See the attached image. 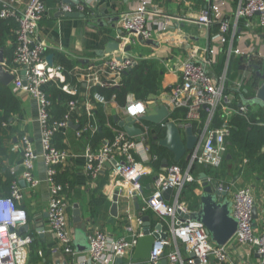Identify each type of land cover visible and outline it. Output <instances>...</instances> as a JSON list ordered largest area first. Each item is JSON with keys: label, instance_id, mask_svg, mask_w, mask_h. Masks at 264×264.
Listing matches in <instances>:
<instances>
[{"label": "built area", "instance_id": "2783aa9c", "mask_svg": "<svg viewBox=\"0 0 264 264\" xmlns=\"http://www.w3.org/2000/svg\"><path fill=\"white\" fill-rule=\"evenodd\" d=\"M97 1L78 0L77 4L61 2L57 9L63 15L82 14ZM137 3V6L119 16V50L87 68H75L76 74L74 70L73 72L78 82H84L93 88L119 87L124 75L140 59L132 55L131 51H126V48L132 49L141 39L149 40L154 33L167 30V17L154 7L151 0H137ZM229 5L236 6L234 24L226 16ZM0 6V17L15 20L18 24L13 63L11 66L3 63V68L14 76L13 92L26 93L36 101L41 128L40 152L36 151L27 135L14 149L23 151L20 181L24 180L32 190L40 186L41 180L35 175V166L38 158L42 157L46 171L44 181L49 190L47 231L56 241L51 249L53 256L71 257L73 264H84V261L88 264H118V259H122L123 264H132L125 261L132 258L139 239L143 237L144 214L152 211L160 222L161 230L154 229L151 233L156 232L160 236L166 234L167 237H159L155 241L146 264H160L163 256L168 264H196L197 261L199 264H211L212 260L226 264L229 262L230 245L251 247L264 263V229L259 232L253 226L255 199L252 188L243 187L232 191L226 183L217 185L210 177L207 179L210 184H216L215 188L220 192L232 191V216L238 221V229L227 246L216 245L202 223L184 220L179 214L182 212L190 215L195 212L180 200L187 185L202 181L200 175H194L195 168L202 166L218 170L223 166L229 149L228 140L232 137V119L237 115L248 114V105L239 102L235 106L233 94L242 89L245 79H240L237 88L228 93L229 64L235 55L264 59L257 51L260 33L252 31V27L256 25L257 29L264 32V0H212L201 12L200 24L208 28L216 25L218 31L210 36L208 47L194 46L189 51V56L179 67V81L171 88L163 103L170 114L184 111L185 123L178 125L183 128L193 127L198 137V144L186 162V167L173 164L163 168L153 183L151 194L146 195L144 179L151 174L146 164L150 161L146 143L150 132L148 125L143 127L144 134L139 142L121 129L112 141H106L98 149L89 147L85 150V172L91 181L99 179L107 169L106 165L115 161V165H112V183L115 194L118 193V206L124 205L126 214V234L121 238H115L97 226L90 230L88 261H82L78 257L79 253L74 246L68 214L67 190L70 185L60 183L56 178L57 167L68 163L72 155L67 150L57 149L54 139L57 133L70 127L78 101L71 100L67 104L68 112L60 120H55L50 96L43 90L45 85L51 82L64 83L65 79L62 66L48 63V45L39 35L40 24L46 18L49 8L46 0H29L24 9H18L13 0H0ZM242 20L245 25L239 28ZM236 38L237 44L234 45ZM224 51L226 64L219 71V59ZM67 88L69 94L77 95L76 86H65L63 90L66 91ZM94 99L102 105L109 103L99 93L94 94ZM115 100L116 96H113L112 101ZM148 108L146 102L131 95L127 99L124 113L127 119L138 120L148 114ZM97 130L98 126L92 124L89 127L79 126L75 133L76 137L82 138ZM12 171L14 174L15 171ZM20 181L12 182L8 196H0V264H26L29 246L33 241L31 235L21 232L28 225V213L23 206L24 190ZM168 188L173 190L171 202L164 196ZM135 200L139 202L140 211V215L136 217L131 209V203ZM134 222L138 229L133 225Z\"/></svg>", "mask_w": 264, "mask_h": 264}, {"label": "crops", "instance_id": "0c3cea01", "mask_svg": "<svg viewBox=\"0 0 264 264\" xmlns=\"http://www.w3.org/2000/svg\"><path fill=\"white\" fill-rule=\"evenodd\" d=\"M13 1L18 9H24L26 4L29 2V0ZM151 1L154 7H157L156 9H159L162 14L167 17L165 20L168 22L167 24H169V27L165 31H158L154 33L152 38L149 40L145 41L141 39L138 44L132 47L131 50L132 55L140 58L139 61L146 60L151 64L155 63L157 65V70L159 71V78L157 81L159 90L158 95L151 101L146 102L149 107L148 114L154 113V109L157 106L164 105L163 103L170 93L171 88L179 81V67L182 64V61L186 60V58L189 56V51L194 46L200 48L208 47L210 45V36L218 31V26L216 25L208 28L200 24L201 12L204 8L211 4L212 0ZM61 2L64 3V0H46L49 11L46 15V18L40 24L39 35L40 38L48 45L47 57L49 55H54L53 65H57L55 64L56 55L63 54L74 62L75 68H87L91 64L99 62V60L103 58L101 57L100 52L104 51L109 43L119 42L117 39V34H119L121 30L119 16L122 13L134 8L138 4L137 0H98L93 6L87 8L86 12L82 13L79 18H66L65 16L61 15L60 11L57 9V5ZM235 10V5H229L228 11L226 13L227 19L231 22V24H234L235 22ZM254 20L256 21V19ZM242 21L245 25V21ZM243 27L239 26V28ZM252 29V31L260 33V40L257 42V51L260 53L261 57H264V32H262L260 29H257L256 25H254ZM7 46L11 47L12 42L8 41ZM1 51L4 54V63H7V65L11 66L10 60H8V57L5 56L4 50L2 49L0 52ZM237 56L242 57L240 55H235L234 58ZM254 60L264 64V59L262 58H256ZM258 66L260 67V65ZM74 71L76 74V70ZM75 74L73 72L74 76L71 74L72 77L70 76L68 78L65 76L63 84H61V82H51L43 87V90L46 91V93H51L53 87H55L54 84H57V89L61 90L62 93L70 97H76L78 99V108L72 114L70 127L67 130L59 132L62 135L59 137L60 141H58V143H61V145L65 146L64 148H66V150L72 155L71 160L69 163H67V166L65 165V167L68 169V176H70L71 180L70 189L67 190V197L69 200L68 214L71 221V230L74 236V244L75 232L76 228L78 227V225L72 224V213L75 204L80 206L81 216L87 231V235L94 226H97L102 231L107 232L109 235H112L115 238H121L126 234V214L124 205L121 204L119 206V215L115 220V223L109 222L111 217L110 209L113 199L112 195L114 196L116 192L114 191V186L112 183L114 181L113 169L107 168L102 173V177L100 176L96 181L89 180L85 172L86 161L84 158V152L87 148H92L91 143L94 135L92 133L93 136H91L89 139L87 138L89 134H85L82 138H78L76 137L75 132L76 129L81 126V117H87L88 119L84 126L81 127H89L92 124L96 125V121L93 122L91 119L93 118L92 112L95 109V102L97 101H95L94 95L93 97L90 96V92L94 88L86 85L84 82H78L76 80ZM246 74L247 72L243 73L241 79H246ZM65 86H76L77 95L74 96L69 94L68 88L66 91L63 90V87ZM14 94L18 95L22 101L23 115L19 121H13L14 127L11 126L13 129L10 132V134H13L12 141H8V144H11V148L13 147V149H15V147L19 146L21 139L27 135L30 137L36 151L40 152L41 128L38 123L37 103L33 97L26 93L17 94L14 92ZM49 95L51 96L50 99L52 98L53 102V116H59V118L62 117L64 113L66 114L68 112L66 104H68V102L71 100L65 103L62 101V98H58L59 100H53L52 95ZM104 107L109 120L108 127L112 129L114 135L116 136L117 131L121 130V128L115 122L114 118L117 117L119 121H124L127 119L124 113L125 106H119L116 100L112 101L111 99L107 105H104ZM258 108L260 107H255L254 110H258ZM74 114L77 116L76 119H73ZM111 119H113V122L117 125L118 129L112 128L110 121ZM169 119V121H173L171 114ZM76 122H79V124ZM145 125L147 126L146 123L138 122V126L141 128H143ZM4 127L7 131H10L9 124H5ZM157 127L160 128L161 131L158 132V129L155 127H150V132L148 133L146 141L147 146L149 147L148 155L150 157V161L146 164L150 168L151 172V174L144 179L146 195L151 194L153 190V183L156 177L163 168H166V163L164 162L165 159H163V164L160 168L156 170L153 168L154 162L158 159V157L153 156L152 158L149 141L151 137L156 136L157 133L160 134V139L165 137V128L162 126ZM98 129L100 130L99 127ZM59 133L56 135L58 136ZM105 142L106 140L100 142L98 144V148L104 145ZM94 144L97 145L96 140ZM17 152L18 151L15 153ZM169 153L171 158H166L168 160V164L170 163V159H173L174 161L173 154L171 152ZM235 154L236 155L233 156L231 153H227L225 163L218 170H214L210 167L198 166L194 171H197L201 178L204 174L208 175V178L210 177L209 179H212V181H214L217 185L220 183H226L230 186V189L232 188V191L243 187L252 188L254 192L255 208L257 210L255 228L257 231L261 232L264 229V167L261 169H256L249 163H246L247 161L245 155H242L239 152H236ZM13 162L16 164L15 166L19 171L23 170V168H21V161L17 160L16 162V158L14 157ZM107 170H109L110 175V177L108 176L109 183L103 186L102 182L103 179H105L103 177H105V172ZM154 171H156V173ZM214 173H218L216 178H214ZM35 175L41 180L40 186L36 190H32L28 186L23 187V206L28 213L29 229L22 233L31 235L33 237V241L29 246L26 264H56V261L59 260L61 262L73 264L71 257L53 256L51 253V249L55 246L56 241L54 237L47 231L48 217H46V215H48L49 190L44 181L46 171L42 157H39L36 161ZM203 182L204 180H202L201 183H197L199 189L196 192L200 196L203 192ZM216 184H214L215 187L217 186ZM99 187H102L101 194L104 195V200L103 202H100L101 204L97 207V205L92 204L91 198L93 195L97 194L96 190H98ZM232 191H229L227 196L228 200L230 201H232ZM7 194L8 193H6V195ZM0 195L5 196L3 191H0ZM170 198L171 197L166 200L171 202L172 200ZM136 204V200L132 201L131 203V209L134 217L140 215V211ZM96 210H98V212L94 214ZM145 216L147 215L144 214V217ZM150 223L151 230L157 229L160 223L157 216L153 212L152 216L150 217ZM41 225H44L45 227L44 234L42 236L38 232V229ZM133 225L136 229H138L135 222ZM228 252L229 262L226 264H264L259 255L251 247L230 245ZM78 257L81 258L82 261H88L87 252H80ZM125 262L132 264H146L145 262L143 263L135 261L132 258L126 260ZM84 264L88 263L84 261ZM211 264L219 263L216 260H212Z\"/></svg>", "mask_w": 264, "mask_h": 264}, {"label": "trees", "instance_id": "16d2710c", "mask_svg": "<svg viewBox=\"0 0 264 264\" xmlns=\"http://www.w3.org/2000/svg\"><path fill=\"white\" fill-rule=\"evenodd\" d=\"M243 25L244 22L240 21L239 26L243 27ZM17 29L18 24L15 22V20H4L0 17V50H4L5 56L8 57V60H10L11 65L13 63V57L16 47ZM8 41L12 42L11 47L7 46ZM236 44L237 38L234 41V45ZM226 48L228 47H225V49ZM244 59L247 60L249 66H251L252 60H254V58H247V56H237L235 58L232 57L229 64L230 79L239 78L243 74L244 70L247 68V66L243 65ZM55 64L60 65L64 68V74L67 78L70 77L71 74L73 75L72 72L75 68V64L67 56L63 54H57ZM225 64L226 51H224L220 56L218 66L219 70H222ZM260 69L264 72V64L262 62H260ZM233 73L234 75L236 74V77L233 76ZM250 77L248 81L245 79L246 84L242 87L239 92H233L236 100L235 106H237L239 102L243 103V101H249L255 98L257 89L260 83L262 82L257 77L254 69L252 74H250ZM158 78L159 71L157 70V65L155 63L151 64L146 60H141L130 72L124 75L121 85L119 87L94 88L90 92V96L93 97L95 93H99L104 96L107 101H110L113 96H116V102L119 104V106L122 107L125 106L127 98L130 95H133L136 99L141 100L143 102H148L151 101L153 98L157 97L158 95ZM54 86L55 87H53L51 93H47L48 95H52L53 100H59L60 98H62V101L65 103H67L69 100H78L76 97H70L62 93L61 90L57 89V84H54ZM229 89L228 93L232 91L231 89ZM248 107V114H246L245 116L237 115L234 116L232 119L233 131L232 137L228 140V153H231V155L234 156L236 155V152H239L240 154L246 156L247 163H249L252 167L256 169H261L262 167H264V125H261V123L264 124V108L260 106L250 105ZM255 107L260 108H258V110H254ZM92 114L93 118L91 120L93 122L96 121V125L102 129H98L93 133L94 137L91 145L93 149H98V144L100 142H102L103 140L112 141L115 135L112 129L108 127L109 120L107 118L104 105L95 102V109L93 110ZM22 115V101L18 97V95L14 94L12 84L6 86L0 83V191H3V194L5 196H8L10 194L9 188L11 187L12 182L14 180L20 181V176L22 173V171H19L15 166L16 164H14L13 159L15 157L16 162L17 160H19L22 163L21 159H23V151L19 149L18 152L15 153L16 151H14L13 147L11 148V144L9 145V142L7 141V136L9 137V140L12 141L13 134H10V132L14 127L13 121H19L22 118ZM64 115L65 113L63 114V116ZM62 117L59 118L58 116L54 117V119L60 120ZM76 118L77 116L74 114L73 119ZM171 118L177 124L185 123V112L180 110L175 111L171 114ZM80 119L81 126H84V124L88 121L87 117H81ZM110 121L112 128L118 129L117 125L114 124L113 119H111ZM5 124H9L10 131H7L5 129ZM147 125H150V127H155L156 129H158V132L161 131L160 128H158L157 126H153L152 124ZM61 135V133H59L58 136L56 135L54 139V145L59 150H66V148H64L65 146L61 145V143H58V141H60L59 137H61ZM93 135L92 133H89L87 138L89 139ZM156 136L160 139L159 133H157ZM95 140L97 141V145L94 144ZM150 142L152 144L153 156L158 157V159L154 162L153 166V168L156 170L162 166L163 159L171 158V156L169 151L157 145L152 137L150 139ZM169 161V165L177 164L186 167L185 161H181L179 163H174L173 159H170ZM65 165L67 166V163L64 165H59L57 167L58 174L56 178L58 182L69 183L71 186L70 176H68V169L65 167ZM12 169L15 171L14 174L12 173ZM105 173V177H103L105 179H103L102 182L103 186L109 183V180L107 179V176H109V170H107ZM194 175L199 177L200 174L197 173V171H194ZM217 176L218 173H214V178H216ZM101 189L102 187H99L98 190H96L97 194L93 195L91 198L92 204L97 205V207L101 204L100 202H103L104 200V195L101 194ZM198 189L199 186L197 183L189 184L183 189L181 194V201L187 204L188 208L192 211L198 210L200 205V195H198L196 192ZM5 192L8 194L6 195ZM96 212H98V210H96L94 214H96ZM145 215L151 217L152 212L148 211L145 213Z\"/></svg>", "mask_w": 264, "mask_h": 264}, {"label": "water", "instance_id": "95a60500", "mask_svg": "<svg viewBox=\"0 0 264 264\" xmlns=\"http://www.w3.org/2000/svg\"><path fill=\"white\" fill-rule=\"evenodd\" d=\"M64 3L68 4H77L78 0H64ZM63 15V14H61ZM66 18H79L81 14L79 13H68L64 14ZM241 29L239 30V32ZM120 46L117 42H111L107 45L104 51L100 52L101 57H105L107 55L113 54L119 50ZM131 47H127L126 51H131ZM54 55H49L47 57V61L50 65H53ZM5 62L4 54L0 52V83L6 86L12 84L14 80V76L9 72L5 71L3 68V63ZM253 69L256 72L257 77L262 81V84L258 87L255 98L249 101H243V104L250 106H260L264 108V72L261 71L258 65H253ZM25 73H23L24 75ZM26 85V82L24 83ZM170 112L166 105H159L154 109V113L147 114L138 120L126 119L124 121H119L117 117H115V122L118 126L123 129L127 135L131 138H135L138 142L141 140V136L144 134L143 128L138 126V122L152 124L153 126H162L165 125V137L159 139L157 136L154 137V141H158V145L169 152H171L174 156V162L179 163L183 160L188 161L190 159L191 153L195 150L198 144V137L194 132L193 127L187 126L185 128L181 127L174 121H169ZM100 130H102L100 128ZM166 167L169 165L168 160L165 159ZM112 165H115V161L112 163H108L106 167L108 169L112 168ZM207 175H202L203 182V192L200 196V205L198 210L191 213L190 215L179 212L180 217L184 220L190 219L193 222L202 223L208 234L211 237L212 242L216 245L224 247L227 246L233 239L234 235L238 229V221L232 216V202L228 200V192L223 191L220 192L216 190L214 184H210L207 180ZM20 185L22 187H26V183L24 180L20 181ZM172 188H168L164 196L168 200L171 193ZM116 193L112 199V205L110 209V223H115L119 215V206H118V197ZM139 209V202L136 204ZM48 217V215H46ZM253 218L255 227V221L257 219V210L254 208L253 210ZM144 220V230L143 237L139 239V243L133 253L132 259L139 262H146L151 257V251L154 246L155 241L159 238H166V234H162L161 236L153 232L151 233V223L150 217H143ZM72 224L78 225L75 232V247L78 253L80 252H88L90 250V244L88 240L87 231L85 229V225L83 223V219L81 216V209L78 204L74 205L73 213H72ZM29 229V225L25 226L21 232H24ZM45 227L41 225L38 229V232L42 236L44 234ZM157 230L160 231V225L157 227ZM194 257V255H192ZM122 259H118V264H123ZM56 264H68L67 262L56 261ZM160 264H168L167 259L163 256ZM199 264V261L196 262Z\"/></svg>", "mask_w": 264, "mask_h": 264}, {"label": "rangeland", "instance_id": "374dc122", "mask_svg": "<svg viewBox=\"0 0 264 264\" xmlns=\"http://www.w3.org/2000/svg\"><path fill=\"white\" fill-rule=\"evenodd\" d=\"M243 65H245V66H247V68L244 70V72H247V74H246V80L248 81L249 80V77H250V74H252V72H253V69H252V65H260V63L259 62H256L255 60H252V64H251V66H249V63L247 62V60H245L244 59V63H243ZM243 72V73H244ZM236 75V74H235ZM234 75V73H233V76L234 77H236ZM239 76V75H238ZM237 76V77H238ZM241 77H242V75L239 77V78H235V79H230V81H229V83H230V89H234V88H237V84L238 83H240L239 82V80L241 79ZM252 77V76H251ZM250 77V78H251ZM255 81V80H254ZM246 84V81L244 82V84H243V86ZM261 84V83H260ZM260 86V85H259ZM6 135H8V134H6ZM7 141H10L9 140V137L7 136ZM156 144L158 145V141H156ZM149 146H150V151H151V156H152V158H153V153H152V144H151V142L149 141ZM247 163V162H246ZM245 163V164H246ZM155 173H156V171H154ZM108 177V176H107ZM109 177H110V175H109ZM108 179V178H107Z\"/></svg>", "mask_w": 264, "mask_h": 264}, {"label": "flooded vegetation", "instance_id": "af4514ba", "mask_svg": "<svg viewBox=\"0 0 264 264\" xmlns=\"http://www.w3.org/2000/svg\"><path fill=\"white\" fill-rule=\"evenodd\" d=\"M155 136H153L152 138H154Z\"/></svg>", "mask_w": 264, "mask_h": 264}]
</instances>
